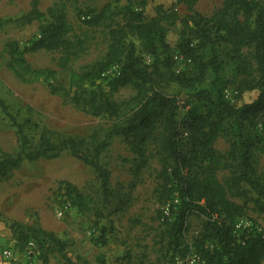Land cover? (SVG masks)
Masks as SVG:
<instances>
[{"label":"trees","instance_id":"obj_1","mask_svg":"<svg viewBox=\"0 0 264 264\" xmlns=\"http://www.w3.org/2000/svg\"><path fill=\"white\" fill-rule=\"evenodd\" d=\"M67 2L44 14L39 10L40 1L33 0L29 13L8 21L22 25L42 22L39 38L29 47L24 51L16 46L10 49V67L22 69V73L16 70L19 77L30 74L50 80L56 76L54 71L28 66L27 53L65 51L77 55L67 38L72 32ZM177 5L168 9L159 6L154 17L126 7L124 23L108 27L110 43L105 57L82 72L72 73L68 89L50 85L53 95H61L83 112L120 121L103 137L93 134L89 138L53 140L43 132L33 140L27 131L38 128V124L18 121L0 101L18 135L16 152L0 149V179L8 178L25 163L57 160L69 153L93 168L105 202L113 205L115 212L124 211L130 205L129 198L111 188V173L100 158L115 139L125 138L135 156V177L150 167L152 159L160 166L157 192L160 202L168 206L171 220L166 221L164 232L173 253L169 264L185 252L184 240L193 216L202 221L194 245L203 264H263L264 228L237 225L250 210L264 215V169H260L264 156V4L262 0H223L213 17L194 12L185 19L178 16ZM105 14L86 23L98 26L106 19ZM176 24L193 35L183 31L177 44L175 54L190 59L193 65L190 72L181 75L173 71L168 38V26ZM131 39L138 40L153 57L163 53L165 58L156 60L151 70ZM114 66L119 67V75L108 82L109 92L132 87L135 95L128 100H114L98 84ZM231 84L237 85L238 98L251 91L258 95L251 103L237 107L225 97ZM172 85L177 87L176 93L167 90ZM181 93L186 96L183 105ZM219 138L229 144L227 151L215 149ZM76 205L84 207L81 200ZM10 229L17 235L20 250L30 243L38 245L43 264H49L53 253L64 264H86L70 259L67 242L41 228L14 223Z\"/></svg>","mask_w":264,"mask_h":264},{"label":"rangeland","instance_id":"obj_2","mask_svg":"<svg viewBox=\"0 0 264 264\" xmlns=\"http://www.w3.org/2000/svg\"><path fill=\"white\" fill-rule=\"evenodd\" d=\"M39 1V10L44 14L56 4L67 2ZM32 2L0 0V101L5 103L18 121L31 120L38 124V128L27 131L33 140H38L43 132L53 140H59L67 137L89 138L93 134L103 137L113 125L120 122L109 117L96 118L83 112L61 95H53L50 85L68 89L72 73L82 72L87 66L105 57L110 43L108 27L124 23L126 7L144 11L154 17L159 6L168 9L178 3L176 11L181 19L194 12L211 18L221 9L223 0L68 1L66 10L72 32L67 38L75 45L77 55L65 51H39L25 55L27 65L33 69L56 72L55 78L50 80L30 74L19 77L16 70L22 73V69L10 67L11 47L16 46L24 51L40 36L39 27L42 22L35 21L31 25L8 23L9 20L19 19L29 13ZM103 12H106V19L98 26H89L82 20L83 16L93 18ZM183 31L193 36L181 24L168 26L172 56ZM131 40L151 70L156 60H163L166 56L159 53L155 58L143 49L138 40ZM117 67L110 68L112 71L109 77L102 76L98 81L108 93V82L116 76L118 69L113 68ZM228 76L231 77V73ZM231 78L232 83H235ZM236 88L237 85L233 84L228 87V100L237 107L251 103L258 95L257 91H251L238 98ZM167 90L170 93L178 91L173 85ZM110 95L121 102L134 96L135 91L132 87H126ZM179 98L183 105L185 94L181 93ZM185 112V109L181 110V114ZM214 147L225 152L229 144L224 138H219ZM0 149L6 153H14L18 149L16 129L1 107ZM150 150L153 151V148ZM134 160L135 156L125 138L115 139L100 158L101 165L111 173V188L120 190L129 198L130 205L120 212H115L114 206L105 202L100 180L93 168L69 153L57 160L25 163L8 178L0 179V264H7L3 255L6 250L14 253L15 259L11 264H25L28 259L29 244L24 250L18 248L17 235L10 229L14 223L41 228L67 242V255L73 261L81 259L86 264H169L173 253L168 248L164 232L166 221L171 220L169 213L166 214L168 206L160 202L157 192L160 186V166L156 159H152L150 167L135 177L132 171ZM260 169H264V156L260 159ZM80 200L85 208L80 209L76 205ZM240 221L245 227L256 224L264 228V215L251 210ZM201 227L202 221L199 218H190L184 248L195 244ZM31 251V259L43 264L38 245ZM49 264L64 263L53 253L49 255Z\"/></svg>","mask_w":264,"mask_h":264},{"label":"built area","instance_id":"obj_3","mask_svg":"<svg viewBox=\"0 0 264 264\" xmlns=\"http://www.w3.org/2000/svg\"><path fill=\"white\" fill-rule=\"evenodd\" d=\"M82 20L83 21L90 20V16H83ZM173 61H174L173 71L176 75H181L186 72H190L193 69L192 61L190 59L185 58L183 55L179 53L173 55ZM113 69H118L116 70V75H119V67ZM111 71L112 69L107 70L102 76L109 77ZM225 97L226 99H229L228 89L225 91ZM168 213H169V208H167L166 210V214ZM242 227L245 226L242 225L241 221H239L237 228H242ZM35 246H37L35 243L29 244L30 251L28 253V259L25 262V264H38L36 261L31 259V254H32L31 250ZM3 255L7 264H11V262H13V260L15 259L14 253L11 250H6ZM203 263H204V259L202 255L197 251L196 247L193 244L188 245L185 252L182 255L176 256L172 262V264H203Z\"/></svg>","mask_w":264,"mask_h":264}]
</instances>
